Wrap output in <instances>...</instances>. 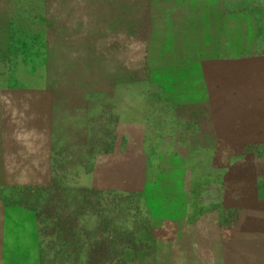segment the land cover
I'll return each instance as SVG.
<instances>
[{
	"label": "rangeland",
	"instance_id": "rangeland-1",
	"mask_svg": "<svg viewBox=\"0 0 264 264\" xmlns=\"http://www.w3.org/2000/svg\"><path fill=\"white\" fill-rule=\"evenodd\" d=\"M0 264H264V0H0Z\"/></svg>",
	"mask_w": 264,
	"mask_h": 264
}]
</instances>
